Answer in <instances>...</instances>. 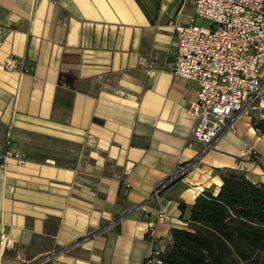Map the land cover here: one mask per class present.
I'll use <instances>...</instances> for the list:
<instances>
[{
  "label": "crops",
  "instance_id": "crops-1",
  "mask_svg": "<svg viewBox=\"0 0 264 264\" xmlns=\"http://www.w3.org/2000/svg\"><path fill=\"white\" fill-rule=\"evenodd\" d=\"M193 3L0 0V152L12 154L0 160V264H144L199 194L217 192L216 169L264 183V135L249 117L187 147L197 86L171 68ZM9 56L29 73L3 71ZM180 165L184 177L151 199ZM159 210L166 222L150 235Z\"/></svg>",
  "mask_w": 264,
  "mask_h": 264
},
{
  "label": "built area",
  "instance_id": "built-area-1",
  "mask_svg": "<svg viewBox=\"0 0 264 264\" xmlns=\"http://www.w3.org/2000/svg\"><path fill=\"white\" fill-rule=\"evenodd\" d=\"M195 17L175 28L176 52L171 73L196 84V98L187 113L194 119L188 148L194 144L210 146L224 131L234 133V124L264 90V0H194ZM201 19L208 27L196 25ZM5 72L28 74L23 60L7 57ZM254 153L241 155L248 159ZM0 152V160L11 157ZM17 157V155H14ZM187 167H177L176 176ZM175 176V177H176ZM124 187L128 189L126 182ZM158 186V185H157ZM156 187L153 199L158 200ZM166 222L163 210L148 224L153 235L156 224ZM5 240V235L0 236ZM155 253L144 264H162Z\"/></svg>",
  "mask_w": 264,
  "mask_h": 264
},
{
  "label": "trees",
  "instance_id": "trees-1",
  "mask_svg": "<svg viewBox=\"0 0 264 264\" xmlns=\"http://www.w3.org/2000/svg\"><path fill=\"white\" fill-rule=\"evenodd\" d=\"M251 125L264 135V118H253ZM216 171L221 180L217 192L199 194L185 227L171 229L170 244L158 256L162 264H264V183H253L240 171ZM169 180L157 186L159 196ZM126 191L121 181L116 198L119 210L112 218L115 232L128 211ZM185 208L180 205L182 212Z\"/></svg>",
  "mask_w": 264,
  "mask_h": 264
},
{
  "label": "rangeland",
  "instance_id": "rangeland-1",
  "mask_svg": "<svg viewBox=\"0 0 264 264\" xmlns=\"http://www.w3.org/2000/svg\"><path fill=\"white\" fill-rule=\"evenodd\" d=\"M196 25L208 27L209 23L201 19L196 20ZM243 117H249L251 120L264 118V90L261 94L255 99L250 106L246 109Z\"/></svg>",
  "mask_w": 264,
  "mask_h": 264
},
{
  "label": "water",
  "instance_id": "water-1",
  "mask_svg": "<svg viewBox=\"0 0 264 264\" xmlns=\"http://www.w3.org/2000/svg\"><path fill=\"white\" fill-rule=\"evenodd\" d=\"M184 175H185V174L174 177L173 179H171V180L167 183V185H166L163 189L165 190V189H167L168 187H170L171 185H173L174 183H176L177 181L181 180L182 177H184Z\"/></svg>",
  "mask_w": 264,
  "mask_h": 264
}]
</instances>
